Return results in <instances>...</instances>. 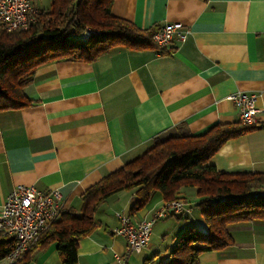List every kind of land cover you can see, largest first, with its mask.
Returning <instances> with one entry per match:
<instances>
[{"label":"crops","instance_id":"crops-1","mask_svg":"<svg viewBox=\"0 0 264 264\" xmlns=\"http://www.w3.org/2000/svg\"><path fill=\"white\" fill-rule=\"evenodd\" d=\"M50 3L35 6L45 11ZM112 14L141 30L181 24L189 35L183 43L173 41L170 52L115 47L91 64L38 67L24 90L35 104L0 112V211L17 185L56 189L65 210L77 209L85 190L142 155L154 137L173 135L180 125L199 136L238 122L226 100L235 92L258 95L256 106L264 110V0H115ZM211 163L225 173H264V127L228 140ZM178 196L198 203L194 188H182ZM136 200L135 190L121 191L97 208L95 229L79 241L76 264H118L126 248L114 233L118 214L138 222L164 203L154 194L130 214ZM176 218L157 221L149 244L126 264H143L154 254V264L165 261L176 237L194 227L172 222ZM227 231L233 245L201 254L198 264H264L263 220L234 223ZM155 233L173 235L171 245L162 250ZM30 256L29 264H60L55 243Z\"/></svg>","mask_w":264,"mask_h":264},{"label":"trees","instance_id":"trees-1","mask_svg":"<svg viewBox=\"0 0 264 264\" xmlns=\"http://www.w3.org/2000/svg\"><path fill=\"white\" fill-rule=\"evenodd\" d=\"M114 1L51 0L49 8L40 10L27 28L12 32L0 28V112L35 104L24 90L44 64H91L115 47L165 51L152 40L156 27L141 30L114 16ZM262 127L238 121L217 124L202 135L192 136L180 125L173 135L154 137L142 155L85 190L80 206L64 210L13 264H29L30 255L49 243L56 244L60 264H76L79 241L95 229L94 212L110 196L131 190L137 196L129 210L133 214L154 194L170 202L182 200L178 196L182 188L195 189L199 205L194 207L203 216V227H191L178 235L167 259L158 264H198L201 254L232 246L229 225L264 221V173L217 171L211 159L228 140ZM13 248V238L0 231V261L7 259ZM157 256L143 264H154Z\"/></svg>","mask_w":264,"mask_h":264},{"label":"built area","instance_id":"built-area-1","mask_svg":"<svg viewBox=\"0 0 264 264\" xmlns=\"http://www.w3.org/2000/svg\"><path fill=\"white\" fill-rule=\"evenodd\" d=\"M38 0H0V28L6 31H20L32 24L40 9ZM189 31L181 24H167L158 29L153 42L170 51L173 41L185 42ZM258 95L235 92L226 97L238 113L241 124L252 126L264 123V110L256 106ZM190 204L183 200L164 202L149 219L132 222L123 214H118V227L114 233L126 240L124 257L118 264H126L131 254L140 253L150 242L153 225L168 216L185 217L190 212ZM65 210L61 193L56 190L40 192L31 186L17 185L8 194L0 211V231L14 240V248L9 254L10 264L19 260L37 241L42 232Z\"/></svg>","mask_w":264,"mask_h":264},{"label":"rangeland","instance_id":"rangeland-1","mask_svg":"<svg viewBox=\"0 0 264 264\" xmlns=\"http://www.w3.org/2000/svg\"><path fill=\"white\" fill-rule=\"evenodd\" d=\"M194 204H195V202H191V205H190V207H191L190 208V210H191L190 216L191 217H189V215H188L189 219H185L184 217H181V218L173 219L172 222L182 225V224H184V222L187 221V224H189V226L192 225L195 228L199 229V224H198V220L197 219H202V221H203V216L201 215L199 210L196 207H194ZM160 222L161 223H165L166 222L165 224H168L171 221L170 222H168V221H160ZM157 234L158 233H155V235H154V238H153L154 243L157 244V245L160 244L162 250L167 249L166 247H169V245H171L173 235L171 236V235H167L166 234V236L162 237V234H158V235ZM172 246H173V244H172ZM7 263H8V260L5 259V264H7Z\"/></svg>","mask_w":264,"mask_h":264},{"label":"water","instance_id":"water-1","mask_svg":"<svg viewBox=\"0 0 264 264\" xmlns=\"http://www.w3.org/2000/svg\"><path fill=\"white\" fill-rule=\"evenodd\" d=\"M198 205H199V203H196V204H195V206H198Z\"/></svg>","mask_w":264,"mask_h":264}]
</instances>
